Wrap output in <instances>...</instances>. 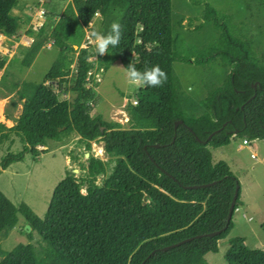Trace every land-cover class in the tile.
<instances>
[{"label": "trees", "instance_id": "obj_1", "mask_svg": "<svg viewBox=\"0 0 264 264\" xmlns=\"http://www.w3.org/2000/svg\"><path fill=\"white\" fill-rule=\"evenodd\" d=\"M202 1L203 20L212 24L219 37L216 44L200 49L179 34L173 36L171 0H71L67 4L51 30L58 55L47 73L40 82L11 84L23 100L22 112L11 128L0 123V145L11 144L16 137L24 147L3 156L0 167L4 171L26 154L38 157L45 153L38 148L46 141L60 142L73 133L88 150L91 143H102L114 167L101 185L96 178L106 175L107 165L93 156L87 160L86 178L78 180L66 172L43 218L25 203L15 207L0 191V238L13 230L20 214L31 228L29 233L24 230L26 238L31 241L35 233L42 242L40 249L30 243L18 244L9 252L0 247V264H207L205 255L218 252L219 242L234 229L233 216L242 205L241 186L226 162H213L208 148L228 146L234 138L264 141V63L257 60L250 41L235 35L232 16ZM18 3L0 0V34L7 38L16 35L19 18L12 10ZM97 12L99 33L106 35L113 22L122 26L119 45H110L99 56L103 72L118 62L125 70L134 64L141 72L159 65L167 74L163 86H142L135 93L136 103L126 107L128 128L122 132L118 122L90 114L95 102L89 87L92 64L88 49L81 45L84 28ZM41 47L26 49L23 67H30ZM173 62L200 67L219 62L229 72L221 85L197 102L181 90L172 73ZM4 67L0 53V71ZM72 67L75 77L68 86ZM54 86L74 93L72 103L61 100ZM9 107L14 109L16 103L11 101ZM5 117L12 120L8 112ZM176 121L182 124L175 130ZM223 228L215 237L162 251ZM244 242L242 237L227 239L225 263L264 264V249H248Z\"/></svg>", "mask_w": 264, "mask_h": 264}, {"label": "rangeland", "instance_id": "obj_2", "mask_svg": "<svg viewBox=\"0 0 264 264\" xmlns=\"http://www.w3.org/2000/svg\"><path fill=\"white\" fill-rule=\"evenodd\" d=\"M220 13L232 16L234 32L237 37L248 40L258 61L264 63V0H205ZM71 0H19L12 14L19 18L16 35L7 38L0 34V53L5 67L0 71V123L11 128L22 112L23 100L11 84L21 81L40 82L55 61L58 51L53 46L51 30L59 20L67 4ZM201 2V3H199ZM204 3L202 0H171V27L173 36L181 35L185 42L196 48H203L217 43L219 34L211 23L203 20ZM100 17L84 28L81 47L89 52L92 64L89 87L93 88L95 102L91 105L92 116L101 115L106 121L118 122L122 125L120 132L128 128L126 107L135 104V93L142 87L131 83L126 70L120 63H114L106 72L99 65V56L95 51L93 31L99 32ZM35 44L42 47L29 68L21 62L26 49ZM77 50V49H76ZM229 72L219 62L200 67L181 62L172 63V73L181 86V90L199 102L207 95L208 90L222 84ZM75 69L72 67L68 78V86L72 85ZM96 84V85H94ZM64 86V84H63ZM191 92L187 91L188 87ZM57 89L56 86H54ZM61 100L72 103L75 94L58 90ZM14 101L16 107L11 109L9 103ZM11 115L7 120L5 113ZM202 112V111H200ZM241 138L231 140L230 146L223 149L209 147L214 162L225 161L231 172L237 177L241 186L242 205L233 216L234 229L228 237L219 242L217 253H207V264H226L224 254L228 248L227 239L242 237L248 249H264V141L247 140L244 145ZM24 143L13 137V143L0 145V162L8 152H21ZM45 153L32 157L24 156L21 162L13 163L6 170L0 167V191L15 206L27 204L33 212L43 218L55 186L64 178L66 172L73 174L78 180L86 178L87 160L90 156L106 162V175L98 176L96 184L101 185L114 167V160L109 159L103 150V144L93 142L90 150L79 140L76 134L63 138L60 142L46 141L38 148ZM86 154H89L87 157ZM255 155L252 158V155ZM86 187L82 188V193ZM18 222L6 238H0V247L9 252L18 244H32L37 249L42 245L37 234L32 240L26 238L25 220L17 214ZM251 218V220H249ZM25 225V226H24Z\"/></svg>", "mask_w": 264, "mask_h": 264}, {"label": "clouds", "instance_id": "obj_3", "mask_svg": "<svg viewBox=\"0 0 264 264\" xmlns=\"http://www.w3.org/2000/svg\"><path fill=\"white\" fill-rule=\"evenodd\" d=\"M100 16V13H96ZM94 37L95 51L98 55H104L107 53L108 47H116L119 45L122 38V26L117 22H113L110 27V31L105 35L96 31L91 33ZM73 47H76L73 45ZM126 76L128 80L139 86L161 87L167 82V74L163 71L159 65L145 68L144 71H139L134 64H129L126 69ZM188 92L192 91L189 86Z\"/></svg>", "mask_w": 264, "mask_h": 264}, {"label": "water", "instance_id": "obj_4", "mask_svg": "<svg viewBox=\"0 0 264 264\" xmlns=\"http://www.w3.org/2000/svg\"><path fill=\"white\" fill-rule=\"evenodd\" d=\"M75 49H77V47H75ZM179 124H182V121H176V122H175V124H174V129H175V130L177 129V127H178ZM225 125H226V124H223L222 128H223ZM222 128H221V129H222ZM221 129H220V130H221ZM220 130H217V131L213 132V133L208 137V140L211 139L212 136H213L214 134L218 133ZM86 156L88 157L89 154H86ZM214 184H215V183H212V184H206V185H201V186H192V187H190V188L206 187V186L214 185ZM237 194H238V187L236 188V190H235V192H234V195H233V198H232V201H231V204H230L229 214H228V219H227L228 222L230 221V219H231V217H232V211H233L234 206H235V202H236ZM224 229H225V228H223V229H221V230H218V231L211 232V233H209V234L198 235V236H195V237H193V238L185 239V240H183V241H181V242H179V243H176V244H173V245H170V246H167V247L162 248V251H166V250H168V249H171V248L177 247V246L182 245V244H184V243H187V242H189V241H191V240H193V239L202 238V237H206V236H207V237H215V236L219 235L220 233H222V232L224 231ZM24 230H25L27 233H29L30 230H31V228H30L29 225H26L25 228H24ZM152 253H153V252H152Z\"/></svg>", "mask_w": 264, "mask_h": 264}, {"label": "crops", "instance_id": "obj_5", "mask_svg": "<svg viewBox=\"0 0 264 264\" xmlns=\"http://www.w3.org/2000/svg\"><path fill=\"white\" fill-rule=\"evenodd\" d=\"M230 146V144L228 145V146H225V147H220V148H217V149H223V148H227V147H229ZM210 151V150H209ZM214 162V161H213ZM225 162V161H224ZM214 163H216V162H214ZM227 163V162H226ZM238 210V209H237ZM249 220H251V218H249ZM26 225V224H25ZM24 225V226H25ZM15 229H16V227H14ZM245 243V242H244ZM2 249V248H1ZM207 263V262H206Z\"/></svg>", "mask_w": 264, "mask_h": 264}, {"label": "built area", "instance_id": "obj_6", "mask_svg": "<svg viewBox=\"0 0 264 264\" xmlns=\"http://www.w3.org/2000/svg\"><path fill=\"white\" fill-rule=\"evenodd\" d=\"M248 143H249V142H248L247 140H243V144H244V145H246V144H248ZM251 157L254 158L255 155L253 154Z\"/></svg>", "mask_w": 264, "mask_h": 264}, {"label": "bare ground", "instance_id": "obj_7", "mask_svg": "<svg viewBox=\"0 0 264 264\" xmlns=\"http://www.w3.org/2000/svg\"><path fill=\"white\" fill-rule=\"evenodd\" d=\"M1 116V115H0Z\"/></svg>", "mask_w": 264, "mask_h": 264}]
</instances>
